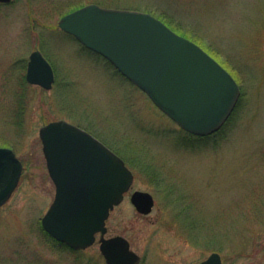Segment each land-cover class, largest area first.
Segmentation results:
<instances>
[{
  "label": "rangeland",
  "instance_id": "rangeland-1",
  "mask_svg": "<svg viewBox=\"0 0 264 264\" xmlns=\"http://www.w3.org/2000/svg\"><path fill=\"white\" fill-rule=\"evenodd\" d=\"M93 1L0 4V147L24 164L18 188L0 208V264H107L98 242L75 253L42 230L56 187L40 130L59 120L112 148L135 174L132 191L154 196L152 213L142 215L130 192L107 221L106 237L128 239L141 264H200L215 252L223 264H264V0L94 3L165 17L229 71L241 100L208 139H191L110 63L63 32L62 15L43 10L51 2L65 8ZM37 49L55 70L50 91L21 80ZM154 166L164 180L154 181Z\"/></svg>",
  "mask_w": 264,
  "mask_h": 264
},
{
  "label": "water",
  "instance_id": "water-1",
  "mask_svg": "<svg viewBox=\"0 0 264 264\" xmlns=\"http://www.w3.org/2000/svg\"><path fill=\"white\" fill-rule=\"evenodd\" d=\"M12 2L0 0V4ZM59 28L107 59L188 133L213 135L237 106L241 89L229 71L150 13L89 4L64 16ZM26 80L45 90L55 83V71L38 49L29 57ZM40 138L56 186L55 200L42 219L44 230L75 251L93 246L100 234V251L107 264H140L142 257L128 239L106 237L111 211L123 202L134 182L124 159L64 120L42 127ZM23 172L15 151L0 147V208L11 199ZM131 201L142 215L151 214L155 206L149 192L136 191ZM200 264H223V260L212 253Z\"/></svg>",
  "mask_w": 264,
  "mask_h": 264
},
{
  "label": "trees",
  "instance_id": "trees-1",
  "mask_svg": "<svg viewBox=\"0 0 264 264\" xmlns=\"http://www.w3.org/2000/svg\"><path fill=\"white\" fill-rule=\"evenodd\" d=\"M52 3V4H51ZM51 3H49L48 4V6H44V8H43V10H45V8H47V11L51 14L53 11H56L59 15H62V17H64L65 15H68L69 13H72V12H74V11H76V10H78V9H80V8H82V7H84L85 6V4H83L82 2H80V3H73V4H69V5H67L65 8H58L57 6H55V2L53 3V2H51ZM92 3H101V0H94ZM160 19H162L168 26H170L171 27V25H170V23L168 22V20L165 18V17H162V16H160L159 17ZM174 31H176L177 33H179V34H182L183 36H185V37H189L187 34H185V33H182L180 30H178L177 28H174V27H171ZM109 63V62H108ZM121 76H123L117 69H115ZM22 82H23V84L26 86V79H25V74L22 76ZM28 84V83H27ZM23 108H24V105H23V101H21V97H19L16 101H15V109H16V116L18 117V120H17V122H21V117H22V110H23ZM187 135L191 138V139H197V138H199V139H203V138H200V137H196V136H193V135H191V134H189V133H187ZM210 137H212V136H210ZM210 137H206V138H204V139H208V138H210ZM129 163V162H128ZM137 163H139V165H141L140 164V161H137ZM131 165V164H130ZM154 167H156V168H154ZM153 168V170H152V172H154V173H157V175H155V176H153V179H154V181H156L157 180V178H159L160 180H164L163 179V176L161 175V172H162V170L159 168V167H157V166H154ZM151 173V172H150ZM184 211H186V210H184ZM185 214V215H187V213L186 212H181V214ZM43 230V232L53 241V243L54 244H57V245H60V246H62V247H65V248H67V249H69V250H71V251H73V252H77V251H74V250H72V249H70L68 246H66L65 244H62V243H60V242H58V241H56V240H54L44 229H42Z\"/></svg>",
  "mask_w": 264,
  "mask_h": 264
},
{
  "label": "flooded vegetation",
  "instance_id": "flooded-vegetation-1",
  "mask_svg": "<svg viewBox=\"0 0 264 264\" xmlns=\"http://www.w3.org/2000/svg\"><path fill=\"white\" fill-rule=\"evenodd\" d=\"M240 100H241V98H240ZM240 100H239V102H240ZM239 102H238V104H239ZM238 104H237V106H238ZM88 132H89V131H88ZM90 133H91V132H90ZM129 193H130V192H129ZM129 193H128V194H129Z\"/></svg>",
  "mask_w": 264,
  "mask_h": 264
}]
</instances>
